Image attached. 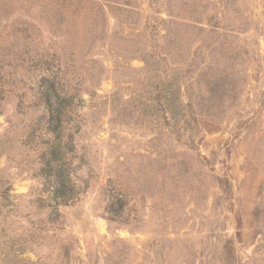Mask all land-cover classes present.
Masks as SVG:
<instances>
[{"label": "rangeland", "instance_id": "obj_1", "mask_svg": "<svg viewBox=\"0 0 264 264\" xmlns=\"http://www.w3.org/2000/svg\"><path fill=\"white\" fill-rule=\"evenodd\" d=\"M0 264H264V0H0Z\"/></svg>", "mask_w": 264, "mask_h": 264}]
</instances>
